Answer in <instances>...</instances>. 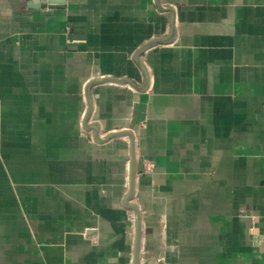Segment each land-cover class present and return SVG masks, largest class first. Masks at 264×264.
Masks as SVG:
<instances>
[{"label":"crops","instance_id":"0c3cea01","mask_svg":"<svg viewBox=\"0 0 264 264\" xmlns=\"http://www.w3.org/2000/svg\"><path fill=\"white\" fill-rule=\"evenodd\" d=\"M0 264H264V0H0Z\"/></svg>","mask_w":264,"mask_h":264},{"label":"water","instance_id":"95a60500","mask_svg":"<svg viewBox=\"0 0 264 264\" xmlns=\"http://www.w3.org/2000/svg\"><path fill=\"white\" fill-rule=\"evenodd\" d=\"M108 79V78H105ZM110 79V78H109ZM121 134H128L130 136H132L133 134L129 131H116L113 132L109 137H113V136H117V135H121ZM133 146V144H132ZM134 179H135V156L134 153L132 152V157H131V176H130V189H129V196L131 195L132 191H133V186H134ZM134 208V207H132ZM136 210V208H134ZM137 215L138 214V210H136Z\"/></svg>","mask_w":264,"mask_h":264},{"label":"built area","instance_id":"2783aa9c","mask_svg":"<svg viewBox=\"0 0 264 264\" xmlns=\"http://www.w3.org/2000/svg\"><path fill=\"white\" fill-rule=\"evenodd\" d=\"M142 171L144 173H150L154 170L155 163L151 159H144L141 161Z\"/></svg>","mask_w":264,"mask_h":264}]
</instances>
